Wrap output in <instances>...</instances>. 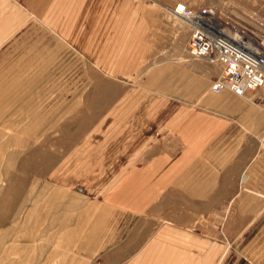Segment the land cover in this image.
<instances>
[{"label":"rangeland","instance_id":"obj_1","mask_svg":"<svg viewBox=\"0 0 264 264\" xmlns=\"http://www.w3.org/2000/svg\"><path fill=\"white\" fill-rule=\"evenodd\" d=\"M231 1L236 14L217 19L259 37L264 0ZM21 2L37 13L22 6L20 32L0 49V264H125L158 224L155 173L185 150L178 130L190 115L212 122L197 168L212 173L213 208L196 226L223 244L199 260L264 264V191L241 189L234 150L238 110L264 111V88L211 93L219 64L191 58L190 28L146 0H101V15L83 18L61 15V1L56 15L44 0ZM142 189L146 217L98 206L140 205Z\"/></svg>","mask_w":264,"mask_h":264},{"label":"crops","instance_id":"obj_2","mask_svg":"<svg viewBox=\"0 0 264 264\" xmlns=\"http://www.w3.org/2000/svg\"><path fill=\"white\" fill-rule=\"evenodd\" d=\"M21 1L23 0H0V49L13 39L16 33L20 32L23 19L22 6L27 7L34 14L37 13V8H33L34 5H25ZM53 1H61V15L71 14L82 18L89 15H101V0H44L46 15L59 14L58 9L53 7ZM146 1L156 6L149 10L157 13L170 9L176 4H182L189 9L213 7L216 15L236 14L229 11L235 6L234 1L231 0ZM139 10L143 9L138 8L137 13L132 14H140ZM78 22L81 23L84 20H78ZM183 24L189 33L188 25ZM240 108L237 114V124L241 130L235 138L236 148L234 150L237 151L239 161H242L247 177L241 189L251 192L264 191V111L254 104H243ZM209 121H203L204 124L198 127L196 120H193L190 115L188 119L181 122L183 126L179 127L178 133L184 140L185 150L175 153L171 163L167 160L170 159L169 157H164L167 162L155 173L156 188L161 193L157 203L160 207L158 224L150 235H146L144 241L134 250L136 251L134 256L125 264H209L208 257L205 255L203 260H199V254L205 251H222V242H213L219 238L206 234L201 227L196 226V217L207 214L206 209L213 208V188L207 178V176H212V173L207 168H197V159H200L204 151L208 149L207 131L204 128L211 127L212 122ZM228 124L229 121H222L220 126ZM200 133L203 134L199 138L204 139L198 142L200 143L198 145L196 137ZM132 175L149 176L150 174L149 169L133 168ZM150 180L147 178L145 181L150 183ZM142 191L143 189L140 205L134 199H125L118 202L104 201L98 206L141 218L146 217L150 214L149 194H144ZM218 206L223 207L224 204ZM198 208L204 210L197 211Z\"/></svg>","mask_w":264,"mask_h":264},{"label":"built area","instance_id":"obj_3","mask_svg":"<svg viewBox=\"0 0 264 264\" xmlns=\"http://www.w3.org/2000/svg\"><path fill=\"white\" fill-rule=\"evenodd\" d=\"M190 28L186 50L193 59H210L220 66L210 91L244 97L264 88V30L259 37L219 21L213 8L197 10L182 4L169 9Z\"/></svg>","mask_w":264,"mask_h":264}]
</instances>
